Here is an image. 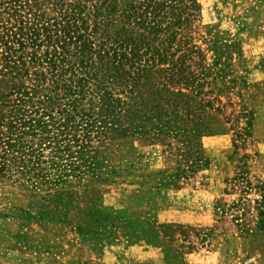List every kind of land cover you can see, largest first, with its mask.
I'll use <instances>...</instances> for the list:
<instances>
[{
    "label": "rangeland",
    "instance_id": "374dc122",
    "mask_svg": "<svg viewBox=\"0 0 264 264\" xmlns=\"http://www.w3.org/2000/svg\"><path fill=\"white\" fill-rule=\"evenodd\" d=\"M196 1L202 86L41 198L0 178V264H264V0Z\"/></svg>",
    "mask_w": 264,
    "mask_h": 264
},
{
    "label": "trees",
    "instance_id": "16d2710c",
    "mask_svg": "<svg viewBox=\"0 0 264 264\" xmlns=\"http://www.w3.org/2000/svg\"><path fill=\"white\" fill-rule=\"evenodd\" d=\"M198 10L196 0H0V178L41 198L95 166L93 140L141 133L178 109L173 96L202 86L178 37Z\"/></svg>",
    "mask_w": 264,
    "mask_h": 264
}]
</instances>
